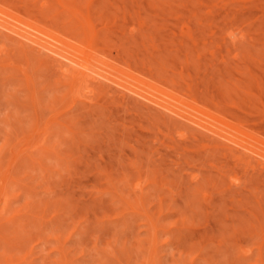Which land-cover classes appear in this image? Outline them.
I'll list each match as a JSON object with an SVG mask.
<instances>
[{"label":"rangeland","instance_id":"374dc122","mask_svg":"<svg viewBox=\"0 0 264 264\" xmlns=\"http://www.w3.org/2000/svg\"><path fill=\"white\" fill-rule=\"evenodd\" d=\"M0 11V264H264V0Z\"/></svg>","mask_w":264,"mask_h":264},{"label":"bare ground","instance_id":"6f19581e","mask_svg":"<svg viewBox=\"0 0 264 264\" xmlns=\"http://www.w3.org/2000/svg\"><path fill=\"white\" fill-rule=\"evenodd\" d=\"M0 12H1V11H0ZM3 13H4V15H5V12H3ZM6 14H7V13H6ZM7 16H8V14H7ZM13 18H14V17H13ZM0 19H3V17H1ZM9 19H10V21L13 20L11 16H10ZM0 21H1V20H0ZM16 21H17V20H16ZM4 22H5V21H4ZM0 23H1V22H0ZM18 23H19V22H18ZM10 24H11V22H10ZM12 24H13V23H12ZM15 24H16V23H15ZM28 24H29V23H28ZM28 24H27V25H28ZM29 25H31V24H29ZM0 26H2V25L0 24ZM10 26H11V25H10ZM14 26L17 27V25H14ZM14 26H12V27H10V28H9L8 26H6V27L9 28V29L12 28V29H13V32L16 30V33H17V34H20V31H21V32H22L21 35L23 36V39H24V37L26 38V39H24L23 41L30 40V43H31V41H32V43H31L32 45H33V42H34V44L36 43V44H37L38 46H40L41 48L46 49V50L48 51L49 55H50V54H53V55H55V56H58V57H55V58L53 57V58H54V61L59 62V61H61L60 59H63V58H64V59H66L67 62L70 63V65H72L71 63H75V64L77 63L78 55H77L76 53H74V52L71 53L72 51H69L70 53L63 52V50H62L61 48H59V47H60L59 40H55V39H54V40H55V41H54V40L52 39V40H53V41H52V40L49 39L50 41L54 42L53 44L56 45V43H57V44H58L57 46H55V45H53V44H50L49 40H47V42H49V43H47L46 40H44V39H43V40H44L45 43L42 42L43 40H42L41 37L45 38L44 35H45L46 32H44L43 30H41L39 27L32 26V25H31V26H28V29H27V27H24V28L27 29V31H28L29 29H31V31L29 30V34L27 33L28 35H26V34H24V33H26L25 29H22V28L18 27V29H20V30H19V33H18L17 29H16V28L14 29ZM3 27H5V25H3ZM29 27H34V29H35L36 31L38 30V32H40V35H39L38 32L34 31L33 28H29ZM3 29H4V28H3ZM12 29H11V30H12ZM6 30H7V29H6ZM23 30H24L25 32H24ZM32 30H33V32H32ZM0 31H2L1 28H0ZM3 32H4V31H3ZM34 32H35V33H34ZM42 32H43L44 34H42ZM89 32H90V31H89ZM37 33H38V35H37ZM9 34H10V33H9ZM21 35H20V36H21ZM42 35H43V36H42ZM89 35H91V33H89ZM14 36H16V35H14ZM22 36H21V37H22ZM46 36H48L47 33H46ZM17 37H19V36H17ZM21 37H20V38H21ZM20 38H19V41H20ZM46 38H49V37H46ZM21 40H22V39H21ZM41 40H42V41H41ZM57 41H58V42H57ZM27 42H28V41H27ZM28 43H29V42H28ZM61 43H62V42H61ZM62 44H63V43H62ZM25 45H26V44H25ZM32 45H31V47L34 48V46H32ZM58 46H59V47H58ZM64 46H65V45H64ZM24 48H25V47H24ZM28 48H29V47H28ZM26 50H27V46H26ZM28 50H30V49H28ZM32 50H33V49H32ZM67 50H68V49H67ZM41 52H42V49H41ZM41 52H40V53H41ZM44 52H46V51H44ZM44 52H43V53H44ZM45 54H46V53H45ZM75 54H76L77 56H76ZM61 57H62V58H61ZM56 58H57V59H56ZM80 59H81V57H80ZM58 60H59V61H58ZM62 61H63V60H62ZM63 62H64V61H63ZM79 62H80V61H78V64H79ZM64 63L66 64V62H64ZM64 63H62V64H64ZM83 63L86 64V65L88 66V63H87V62L84 61ZM83 63L80 62V64H83ZM75 64H74V65H75ZM80 64H79V65H80ZM101 64H102V63H101ZM89 65H90V64H89ZM72 66H73V65H72ZM75 66H76V65H75ZM82 66H84V65H82ZM87 66H86V68H88ZM73 68H74V67H73ZM89 68H90V67H89ZM94 68H95V67H94ZM94 68H93V69H94ZM101 69H102V67H101ZM104 69H105V68H104ZM104 69H103V70H104ZM105 71H106V70H105ZM75 72H76V71H75ZM82 73H83V72H82ZM103 73H105V72H103ZM79 74H80V73H79ZM87 74H88V73H87ZM106 74H107V73H106ZM76 75H77V74H76ZM84 75H85V73H84ZM92 75H96V74H92ZM87 77H88V76H87ZM106 77H107V76H106ZM106 77H104V78L106 79ZM77 79H78V77H77ZM85 79H86V78H85ZM78 80H79V79H78ZM102 80H103V79H102ZM108 80H109V79H108ZM106 81H107V79H106ZM106 86H107V85H106ZM148 99H149V98H148ZM152 100H153V99H152ZM154 101H155V100H154ZM156 101H157V100H156ZM156 103H157V102H156ZM156 103H155V104H156ZM158 104H159V103H158ZM162 105H163V104H162ZM157 106H158V105H157ZM160 106H161V105H160ZM164 106H165V104H164ZM168 106H169V105H168ZM168 106H167V108H170V107H168ZM162 108H163V107H162ZM165 108H166V107H165ZM166 110H168V109H166ZM166 110H165V111H166ZM169 110H170V109H169ZM169 110H168V111H169ZM171 111H172V110H171ZM175 111H176V110H175ZM176 112H177V111H176ZM177 114H178V115H180V114L182 115L183 113H179V112H177ZM177 114H175V115H177ZM181 115H180V116H181ZM184 115L187 116L186 114H184ZM184 115H182V116H184ZM177 117H179V116H177ZM188 117H189V115H188ZM191 117H192V116H191ZM194 117H195V116H194ZM194 117H193V119H194ZM179 118H180V117H179ZM189 119H190V118H189ZM184 120H185V119H184ZM186 121H187V120H186ZM195 121H197V120H195ZM197 123H198V122H197ZM194 124H195V123H194ZM201 124H203V123H201ZM196 125H199V124H196ZM206 127H207V126H206ZM207 128H208V127H207ZM209 128H211V127L209 126ZM209 128H208L207 130H210ZM216 128L218 129V127H216ZM221 128H222V127H221ZM205 129H206V128H205ZM223 129H224V128H223ZM203 130H204V129H203ZM211 130H212V132H214V133L216 132V133H217V136H220V135H218L219 132H217L216 129H215V130H214V129H211ZM220 130H221V129H220ZM205 131H206V130H205ZM209 132H211V131H209ZM225 132H226V131H225ZM206 133H207V132H206ZM207 134H211V133H207ZM212 134H213V133H212ZM219 134H221V133H219ZM225 134H226V133H224L223 136H225ZM228 134L230 135V134H232V133H231L230 131H228ZM214 135H216V134H214ZM229 135H228V136H225V138H226V139L228 138L227 142H228L229 139H230V140H231L230 142L232 143V141H235V139H233L232 137H230V136H232V135H230V136H229ZM207 136H208V135H207ZM217 136H215V137H217ZM209 137H210V136H209ZM220 137H221V136H220ZM214 139H215V138H214ZM218 139H219V137H218ZM215 140H216V139H215ZM224 140H225V139H224ZM220 141H221V138H220ZM222 141H223V140H222ZM217 142H218V141H217ZM224 142H225V141H224ZM235 142H238V143H239V141H235ZM247 143H248V142H247ZM233 144H234V143H233ZM244 144H245V143H244ZM248 144H250V143H248ZM228 145H229V144H228ZM230 145H231V144H230ZM250 145H251V144H250ZM250 145H249V146H248V145H242V146H245L246 149L248 150V149H252V148H251L252 146L250 147ZM226 146H227V145H226ZM254 146H255V145H254ZM229 147L232 148V145L229 146ZM245 147H244V148H245ZM232 149H233V148H232ZM232 149H231V150H232ZM239 149H240V147H239ZM241 149H243V148H241ZM241 149H240V150H241ZM253 149H254V148H253ZM240 150H239V152L242 151V150H241V151H240ZM243 150H244V149H243ZM247 150H246V152H247ZM254 150H255V149H254ZM248 151H249V150H248ZM234 152H235V151H234ZM236 152H237V150H236ZM249 152H250V151H249ZM256 152H257V151H256ZM237 153H238V152H237ZM241 153H242V152H241ZM247 153H248V152H247ZM250 153H251V152H250ZM254 153H255V152H254ZM235 154H236V153H235ZM238 154H239V153H238ZM257 154H259V153H257ZM244 155H248V154L245 153ZM260 155H261V154H259V156H260ZM239 158H240V157H239ZM251 158H253V157L251 156ZM241 159H242V158H241ZM246 159H247V157H246ZM3 188H4V186H2L1 191L3 190ZM3 204H4L3 206L5 207L6 202L4 201ZM4 209H5V208H4Z\"/></svg>","mask_w":264,"mask_h":264}]
</instances>
